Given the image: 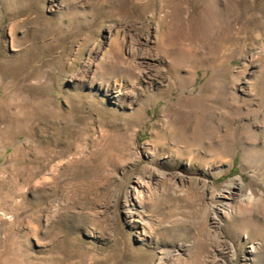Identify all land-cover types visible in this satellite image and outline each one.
I'll return each instance as SVG.
<instances>
[{
	"label": "rangeland",
	"instance_id": "rangeland-1",
	"mask_svg": "<svg viewBox=\"0 0 264 264\" xmlns=\"http://www.w3.org/2000/svg\"><path fill=\"white\" fill-rule=\"evenodd\" d=\"M0 264H264V0H0Z\"/></svg>",
	"mask_w": 264,
	"mask_h": 264
},
{
	"label": "bare ground",
	"instance_id": "bare-ground-1",
	"mask_svg": "<svg viewBox=\"0 0 264 264\" xmlns=\"http://www.w3.org/2000/svg\"><path fill=\"white\" fill-rule=\"evenodd\" d=\"M172 52H174V51H172ZM165 54L167 56H169L168 52H166ZM177 55H178V53H177ZM138 56L140 59L138 64H141V66L143 67V74L142 75H143V80L145 82L144 83V89L146 92H149V95L153 94L154 92L162 93L164 91H169V90H171V88L173 89L175 86L176 87L180 86L179 81L177 84H174V85H170L167 82H165L164 78L162 77L163 75L160 72V66H159V65H161V67L163 68V66H165V65L163 64L162 58L160 56L154 55V54L150 53V51H148V50L141 52ZM179 67H180V60H178L177 58L170 59V64L167 68L172 72L171 73L172 76H174V78H176V79L178 78L177 73H178ZM158 68H159V70H158ZM130 69L131 68L128 67L127 71L129 72ZM193 69L194 68H192L191 70L193 71ZM151 72H155L157 77L155 79H150V80L148 79V81H146L145 77L148 78V76H150L149 74H151ZM233 186H237V185H233ZM222 197L229 198L228 196L224 195L223 193H222ZM252 198H254V196L251 194V192H248L244 195V199L251 200ZM248 236H250V235L248 234ZM251 251H254V250H251Z\"/></svg>",
	"mask_w": 264,
	"mask_h": 264
}]
</instances>
